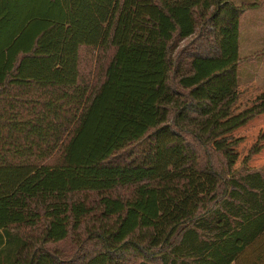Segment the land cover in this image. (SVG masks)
Listing matches in <instances>:
<instances>
[{
    "label": "trees",
    "instance_id": "obj_1",
    "mask_svg": "<svg viewBox=\"0 0 264 264\" xmlns=\"http://www.w3.org/2000/svg\"><path fill=\"white\" fill-rule=\"evenodd\" d=\"M262 6L0 0V197L43 164L153 170L28 196L0 224V264H168L201 213L221 235L237 227L228 218L264 192V169L236 173L233 135L264 112V91L234 108L240 65L255 57L240 55V20ZM142 186L162 211L151 223L133 211Z\"/></svg>",
    "mask_w": 264,
    "mask_h": 264
},
{
    "label": "rangeland",
    "instance_id": "obj_2",
    "mask_svg": "<svg viewBox=\"0 0 264 264\" xmlns=\"http://www.w3.org/2000/svg\"><path fill=\"white\" fill-rule=\"evenodd\" d=\"M241 4L247 0H230ZM240 55H254L245 60L239 69V96L234 104L236 111L251 105L264 91V6L248 9L240 20ZM95 62H92L94 67ZM240 137L237 145L239 158L234 167L238 170L264 169V112L233 131ZM263 135V136H262ZM254 143L261 145L260 150L249 155ZM248 156V157H247ZM153 175L151 169L55 167L43 164L28 175L10 194L0 197V224L7 218H16L17 209L25 203L28 196L37 191L44 193L63 192L68 187L107 186L118 180L139 179ZM145 198L134 206L141 217L155 212L157 201L153 190L141 187ZM60 221L54 224L57 230Z\"/></svg>",
    "mask_w": 264,
    "mask_h": 264
},
{
    "label": "crops",
    "instance_id": "obj_3",
    "mask_svg": "<svg viewBox=\"0 0 264 264\" xmlns=\"http://www.w3.org/2000/svg\"><path fill=\"white\" fill-rule=\"evenodd\" d=\"M235 169L238 175L249 170ZM257 190L253 204L246 199V202L236 208L237 212L228 218L229 221L238 223L237 227L230 228L228 234H220L218 216L215 217L213 211L201 213L195 222L198 227H193L182 235L168 264H264V230L242 245L244 239L264 221V192L260 188ZM154 210L155 212L151 210L146 214V223H151L162 214L158 204ZM254 211H257L256 223L249 226L247 216ZM244 224L246 227H243Z\"/></svg>",
    "mask_w": 264,
    "mask_h": 264
}]
</instances>
